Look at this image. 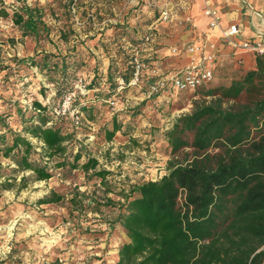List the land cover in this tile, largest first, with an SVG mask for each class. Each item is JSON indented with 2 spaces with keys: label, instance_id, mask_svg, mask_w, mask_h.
<instances>
[{
  "label": "rangeland",
  "instance_id": "rangeland-1",
  "mask_svg": "<svg viewBox=\"0 0 264 264\" xmlns=\"http://www.w3.org/2000/svg\"><path fill=\"white\" fill-rule=\"evenodd\" d=\"M172 1L76 0L71 6L69 0H13L7 6L8 15H0V113L18 106L30 111L33 99L47 105L61 101L57 86L62 65L69 80L82 77L87 82L95 74H109L117 86L124 81L119 91L123 99L111 95L117 99V108L110 106L111 96L97 102L94 119L82 121L88 132L75 129V137L65 142L64 154L48 157L42 144L25 134L34 145L30 160L46 163L52 173L49 179L35 181L30 171L14 172L15 163L0 157V264H114L125 238L112 222L129 187L160 178L168 172L170 161L185 162L191 151L186 147L171 153L166 132L174 120L189 113L193 101L209 99L202 95L205 89L227 84L253 68L251 52L240 61L225 58L207 86L170 91V101H146L153 97L146 94L151 82L144 79L145 72H158L157 77L171 73L165 68L179 56L176 43L190 24L184 21L189 16L182 13L171 22L159 18L160 9ZM22 5L43 12V23L35 34L25 33L14 23L13 12ZM146 34L150 40L139 52L146 70L140 84L127 85L132 75L129 56ZM45 55L49 69L19 62H39ZM14 118L10 125L21 131ZM114 119L121 129L112 141H106L104 131L112 128ZM60 123L72 131L69 120ZM77 150L82 153L79 162L89 155L98 159L97 171L108 173L105 181L93 171L69 168ZM64 159L67 163L59 165ZM11 173L16 182L22 175L28 177L27 187L4 189L1 182ZM52 192L62 195L61 201L38 203Z\"/></svg>",
  "mask_w": 264,
  "mask_h": 264
},
{
  "label": "trees",
  "instance_id": "trees-1",
  "mask_svg": "<svg viewBox=\"0 0 264 264\" xmlns=\"http://www.w3.org/2000/svg\"><path fill=\"white\" fill-rule=\"evenodd\" d=\"M0 15H8L6 6H0ZM42 16L36 6L22 5L13 12L14 23L31 34L43 23ZM19 62L42 69L51 66L47 55L39 62ZM61 68L57 90L62 97L77 78L69 80L66 66ZM113 94L123 99L111 75L95 74L87 81L72 102L81 116L78 125L69 113L59 112L60 101L47 105L33 99L30 111L19 106L3 111L0 157L15 163L14 172L30 171L35 181L49 179L52 173L46 163L30 160L34 145L26 135L38 140L48 157L64 154L65 142L75 137L76 130L88 132L82 121L94 119L97 102H106ZM202 95L209 99L193 101L191 111L177 117L166 132L171 153L191 149L187 160L170 161L166 174L131 185L124 195L112 222L125 238L114 264H264V54H254L253 68L227 84L205 89ZM13 117L21 131L10 125ZM65 120L72 123L71 132L63 129L60 122ZM120 129L114 119L112 128L104 131L106 141H112ZM81 156L77 150L69 168L93 171L105 181L108 173L97 171L98 159L89 155L79 162ZM66 163L64 159L59 165ZM27 180L22 175L16 182L11 173L1 186L23 189ZM62 198L52 192L38 203Z\"/></svg>",
  "mask_w": 264,
  "mask_h": 264
},
{
  "label": "built area",
  "instance_id": "built-area-1",
  "mask_svg": "<svg viewBox=\"0 0 264 264\" xmlns=\"http://www.w3.org/2000/svg\"><path fill=\"white\" fill-rule=\"evenodd\" d=\"M203 1L205 3L204 13L209 17L208 27L210 29L218 28L222 39L227 45L233 49H241L253 54H264V35L254 39L237 40L238 26L236 24H230L223 27L217 9L207 4V0ZM11 2L13 0H0V6L7 7ZM159 18L164 21H170L172 19L171 10L167 5L160 9ZM184 21L190 23L191 19L190 17H185ZM150 36V34H146L130 56L129 64L132 69V75L126 83L127 85L136 86L141 83L147 65L139 52L149 42ZM187 52L192 55H198V58L193 59L170 75H159L150 83L146 90L148 98L160 95L166 90H173L176 93L194 91L199 87L206 86L213 80V69L207 66V63L215 59L214 44H193L187 47ZM86 83L84 78H78L73 87L63 94L60 101L59 112L62 114L69 113L75 125L81 123V116L77 111L73 110L72 102L78 94L84 91ZM123 87L124 81L121 80L117 86V92ZM108 102L112 108H117V99L114 96L109 97Z\"/></svg>",
  "mask_w": 264,
  "mask_h": 264
},
{
  "label": "crops",
  "instance_id": "crops-1",
  "mask_svg": "<svg viewBox=\"0 0 264 264\" xmlns=\"http://www.w3.org/2000/svg\"><path fill=\"white\" fill-rule=\"evenodd\" d=\"M206 2L217 9L223 27L230 24L238 26L237 40L254 39L264 35V3H260L258 0H207ZM168 7L172 13L170 22L174 21L176 15L180 13L191 19L187 29H184L183 35L176 43L180 52L179 56L165 68L166 72H171L169 75L198 58V55L187 52V47L193 44H214L215 59L207 63V66L213 69L214 75L219 66L223 64V59L229 58L231 62L240 61L244 56L250 54L241 49L231 48L222 39L218 28L210 29L208 27L209 17L204 13L205 3L203 0H173ZM157 68H155L156 71ZM157 74L158 72L155 71H146L144 79L147 83L152 82L156 79ZM170 91L176 93L173 90H166L146 101H170L171 96L168 95ZM148 124L150 123L148 122Z\"/></svg>",
  "mask_w": 264,
  "mask_h": 264
}]
</instances>
